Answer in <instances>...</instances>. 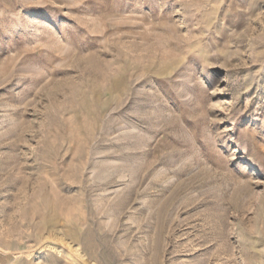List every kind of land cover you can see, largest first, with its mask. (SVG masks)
Returning <instances> with one entry per match:
<instances>
[{
    "label": "rangeland",
    "instance_id": "rangeland-1",
    "mask_svg": "<svg viewBox=\"0 0 264 264\" xmlns=\"http://www.w3.org/2000/svg\"><path fill=\"white\" fill-rule=\"evenodd\" d=\"M86 263L264 264V0H0V264Z\"/></svg>",
    "mask_w": 264,
    "mask_h": 264
},
{
    "label": "bare ground",
    "instance_id": "bare-ground-1",
    "mask_svg": "<svg viewBox=\"0 0 264 264\" xmlns=\"http://www.w3.org/2000/svg\"><path fill=\"white\" fill-rule=\"evenodd\" d=\"M46 207L47 209L44 211L45 213L42 214L41 219L45 220L48 229H50L54 227V223L57 220L58 215H62L64 212L57 207L56 203L51 202L50 204H47ZM49 214H51V216Z\"/></svg>",
    "mask_w": 264,
    "mask_h": 264
}]
</instances>
